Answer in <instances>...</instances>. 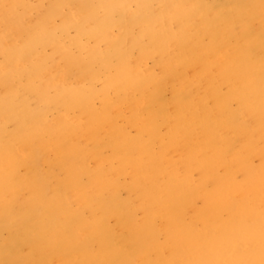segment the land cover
Segmentation results:
<instances>
[{
	"label": "bare ground",
	"instance_id": "obj_1",
	"mask_svg": "<svg viewBox=\"0 0 264 264\" xmlns=\"http://www.w3.org/2000/svg\"><path fill=\"white\" fill-rule=\"evenodd\" d=\"M0 264H264V0H0Z\"/></svg>",
	"mask_w": 264,
	"mask_h": 264
},
{
	"label": "rangeland",
	"instance_id": "obj_2",
	"mask_svg": "<svg viewBox=\"0 0 264 264\" xmlns=\"http://www.w3.org/2000/svg\"><path fill=\"white\" fill-rule=\"evenodd\" d=\"M176 155L174 154L173 155V157H172V161H174L175 163H177V159H176ZM177 168H179V166H177ZM193 180H196V175L195 174H193ZM199 207V204H197L196 206H195V210L197 209ZM194 209L193 208H186L184 211H183V213H184V217L186 218V220L188 221V222H191V219L194 217V214H195V211H194Z\"/></svg>",
	"mask_w": 264,
	"mask_h": 264
}]
</instances>
